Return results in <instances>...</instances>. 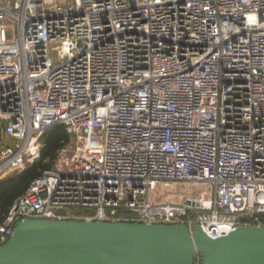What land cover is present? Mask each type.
I'll use <instances>...</instances> for the list:
<instances>
[{
	"label": "built area",
	"instance_id": "built-area-1",
	"mask_svg": "<svg viewBox=\"0 0 264 264\" xmlns=\"http://www.w3.org/2000/svg\"><path fill=\"white\" fill-rule=\"evenodd\" d=\"M56 125L0 247L25 219L264 227V0H0V179Z\"/></svg>",
	"mask_w": 264,
	"mask_h": 264
},
{
	"label": "water",
	"instance_id": "water-1",
	"mask_svg": "<svg viewBox=\"0 0 264 264\" xmlns=\"http://www.w3.org/2000/svg\"><path fill=\"white\" fill-rule=\"evenodd\" d=\"M264 264V227L211 237L200 226L25 219L0 247V264Z\"/></svg>",
	"mask_w": 264,
	"mask_h": 264
},
{
	"label": "trees",
	"instance_id": "trees-1",
	"mask_svg": "<svg viewBox=\"0 0 264 264\" xmlns=\"http://www.w3.org/2000/svg\"><path fill=\"white\" fill-rule=\"evenodd\" d=\"M69 140L70 136L63 125L52 127L44 134L41 157L33 165L0 179V224L14 200L26 191L30 182L44 170L54 167L60 148L68 144Z\"/></svg>",
	"mask_w": 264,
	"mask_h": 264
},
{
	"label": "rangeland",
	"instance_id": "rangeland-1",
	"mask_svg": "<svg viewBox=\"0 0 264 264\" xmlns=\"http://www.w3.org/2000/svg\"><path fill=\"white\" fill-rule=\"evenodd\" d=\"M183 187H185V186L182 185L180 188H183ZM188 187L193 188V186H191V185H189ZM194 189L196 190V192L194 193L195 196H200V195L208 196L211 194V188L207 184L203 185V186H200V184H196ZM204 191H208V193L204 194Z\"/></svg>",
	"mask_w": 264,
	"mask_h": 264
}]
</instances>
